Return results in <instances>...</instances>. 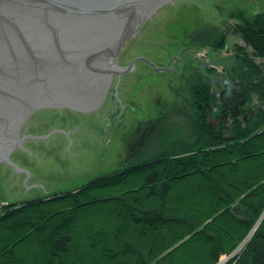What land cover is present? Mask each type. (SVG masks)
I'll return each instance as SVG.
<instances>
[{"label": "rangeland", "instance_id": "374dc122", "mask_svg": "<svg viewBox=\"0 0 264 264\" xmlns=\"http://www.w3.org/2000/svg\"><path fill=\"white\" fill-rule=\"evenodd\" d=\"M262 13L264 0H169L159 5L151 18L145 20L126 39L118 52L117 66H113L115 69L108 97L102 108L99 145L88 167L54 177L49 193L0 207V217L4 216V221H9L14 219L15 214L28 215L32 210H25V205L40 201L37 207L40 211L68 212L74 207L73 211L76 213L81 215L84 212L80 217V225L84 231L86 225L104 223L110 215V209L114 213L115 208L109 205L96 206L85 212V202L97 203L100 198L113 197L117 192L133 191L139 195L144 187L145 164L173 158L169 154L183 148V145L179 146L182 141L188 142L189 146L186 148H190L193 133L203 127L225 134L236 120L229 113L230 103L227 99L230 95L226 96L227 88L224 91L227 83H221L222 89L218 88L219 85L215 84L219 81L217 77L223 76L229 79L227 81H233L234 96L235 93L239 96L237 109L241 112L238 117H241L242 111L248 106L245 87L251 95L252 105H261L259 86L264 87V84L259 81L262 78L264 80V57L253 45L243 40L242 34L250 31L249 25L253 24L255 16ZM184 47L194 49L197 54H190ZM199 59L203 64L211 62L210 69L199 64ZM245 64L250 67L246 73L243 71ZM255 65L259 67V73L252 71ZM245 75L250 77L249 83L243 80ZM201 103L204 108L200 109ZM209 104L213 105L214 110L209 109ZM223 106L227 107L229 113L228 123L224 124L222 121L217 126L213 119H222ZM150 120L155 121V126L144 147L136 154L129 155L135 138ZM182 155L184 153L175 156ZM187 179L181 178L184 190L187 189L183 195L189 201L199 202L197 200L200 199L196 196L198 193L206 194L207 189H191L192 181ZM116 180H121L126 189L120 192L111 188L95 189ZM85 192L89 195L85 196ZM81 193H85L83 198L94 199L82 198L75 203L65 201L66 197ZM202 202L204 203H200L199 209L208 215L199 213L202 218L198 225L211 226V229L222 225H236L222 214L223 202V205H217L214 200ZM16 211L19 212L15 213ZM187 215L191 219L195 217L190 212ZM263 221L264 207L245 237L215 264H236L237 260L244 259L247 253L245 249ZM188 238L186 236L183 240ZM183 240L173 244L170 250ZM212 248L195 256L194 261L205 264L207 256L213 255Z\"/></svg>", "mask_w": 264, "mask_h": 264}, {"label": "trees", "instance_id": "16d2710c", "mask_svg": "<svg viewBox=\"0 0 264 264\" xmlns=\"http://www.w3.org/2000/svg\"><path fill=\"white\" fill-rule=\"evenodd\" d=\"M249 28L243 32V40L264 57V13L255 16ZM245 65L244 73L250 69ZM257 68L251 69L257 73ZM249 78L245 75L243 80L251 81ZM262 80L260 84H264ZM244 90L248 106L225 134L203 127L189 139L190 148L182 141L179 146L183 148L169 154L173 158L145 164L141 194L117 192L118 196L100 198L97 203L85 202V212L96 206L115 207L104 223L86 225L83 231L80 217L84 212L80 215L74 207L68 212L40 211V201L25 205V210H32L28 215L18 216L16 211L13 220L0 217V264H199L195 256L210 247L213 255L207 256L205 264H215L245 237L264 207V87L259 86L261 105H252L251 95L246 87ZM180 153L184 155L175 156ZM182 177L192 181L191 189H207L202 195L194 192L199 202L183 195L187 189ZM122 183L116 180L95 189L120 192L126 189ZM84 194L66 197L65 201L75 203ZM208 200L224 204L222 214L236 225L217 229L198 225L202 218L199 213L207 214L199 206ZM187 212L194 214V219L186 216ZM186 236L189 238L183 240ZM246 250L244 259L236 264H264V221Z\"/></svg>", "mask_w": 264, "mask_h": 264}, {"label": "water", "instance_id": "95a60500", "mask_svg": "<svg viewBox=\"0 0 264 264\" xmlns=\"http://www.w3.org/2000/svg\"><path fill=\"white\" fill-rule=\"evenodd\" d=\"M166 1L0 0V207L88 167L114 56Z\"/></svg>", "mask_w": 264, "mask_h": 264}, {"label": "flooded vegetation", "instance_id": "af4514ba", "mask_svg": "<svg viewBox=\"0 0 264 264\" xmlns=\"http://www.w3.org/2000/svg\"><path fill=\"white\" fill-rule=\"evenodd\" d=\"M185 48V47H184ZM184 50V49H183ZM185 50H187L190 54L191 53H194V55H196L197 53H196V51L194 50V49H191V48H185ZM173 57H170V59H172ZM199 61H200V63L199 64H203V62L201 61V59H199ZM203 65H206V67H209V69H210V67H211V62H205ZM218 79H219V81H215L216 83L215 84H218L219 85V87L218 88H221L222 89V84L221 83H226V81L227 80H229V79H227V78H225V77H223V76H219V77H217ZM230 83L232 84V92H231V95H230V97H228V99H227V102H229L230 103V106H229V113H230V115H231V117L234 119V120H237L238 119V114L241 112V111H239L238 109H237V106H238V104H239V96H238V93H235V96H234V93H233V87H234V85H233V81H230ZM227 86L228 85H226L225 84V89H224V91H226V88H227ZM226 102V101H225ZM204 108V106L202 105V103L200 104V109L201 108ZM209 109L210 110H214L212 107H213V105H211V104H209ZM218 108V106H216V109ZM223 109H222V119H213L214 120V122H215V124L217 125V126H219V124L222 122V121H224V124H227L228 123V119H229V113H227V107H225V106H223L222 107ZM215 109V110H216ZM187 111V110H186ZM185 111V113H187V115H188V112H186ZM218 111V110H217ZM236 112V113H235ZM235 113V114H234ZM186 116V115H185ZM154 126H155V121H153V120H150V122L148 123V124H146V127L144 128V130L143 131H141V129L139 128V131H141V134H139L138 135V137L137 138H135V140H134V143H133V145L130 147V152H129V155H133V154H136L138 151H140L143 147H144V145H145V143H146V139H147V137L148 136H150L151 134V132L153 131V128H154Z\"/></svg>", "mask_w": 264, "mask_h": 264}, {"label": "bare ground", "instance_id": "6f19581e", "mask_svg": "<svg viewBox=\"0 0 264 264\" xmlns=\"http://www.w3.org/2000/svg\"><path fill=\"white\" fill-rule=\"evenodd\" d=\"M149 18H151V16L150 17H148L147 19H149ZM136 24H137V22H136ZM135 24V25H136ZM120 51V50H119ZM118 51V52H119ZM118 52L115 54V65L117 66V64H116V60H117V56H118ZM115 65H111V70H112V72L114 71V69L116 68V66ZM113 66L115 67V68H113ZM110 84H111V80H110V83H109V86H108V88H107V91H106V93H105V96H104V99H103V104H104V102H105V100H106V98L108 97V95H107V93H108V89H109V87H110Z\"/></svg>", "mask_w": 264, "mask_h": 264}]
</instances>
